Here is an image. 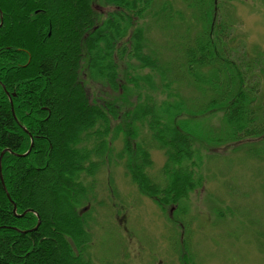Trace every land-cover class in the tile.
<instances>
[{
  "label": "trees",
  "instance_id": "obj_1",
  "mask_svg": "<svg viewBox=\"0 0 264 264\" xmlns=\"http://www.w3.org/2000/svg\"><path fill=\"white\" fill-rule=\"evenodd\" d=\"M218 1L103 0L101 13L96 0H0V264H92L85 182L119 136L116 157L161 206L202 182L203 141L264 160V51L232 50ZM151 25L182 28L172 58L147 50ZM95 82L110 95L90 94ZM207 113L221 126L205 137L187 118Z\"/></svg>",
  "mask_w": 264,
  "mask_h": 264
},
{
  "label": "rangeland",
  "instance_id": "obj_2",
  "mask_svg": "<svg viewBox=\"0 0 264 264\" xmlns=\"http://www.w3.org/2000/svg\"><path fill=\"white\" fill-rule=\"evenodd\" d=\"M171 1L183 7L180 0ZM218 3L232 27L228 44L232 50L246 49V57L256 49L264 51V0ZM94 6L101 13L111 10L103 0H96ZM182 34L180 26L162 31L151 25L147 50L172 58ZM120 64L123 69L127 62ZM260 78L264 87V77ZM88 87L97 96L111 93L101 82ZM187 121L198 123L207 137L209 130L221 126V115L199 114ZM206 144L203 141L205 148L199 152L202 182L182 202L161 206L139 191L125 171L124 160L116 157L121 136L113 141L110 162L106 158L94 178L86 180L93 191L80 206L86 210L90 233L84 255L92 264H264V160L231 145ZM149 152L152 167L147 172L160 180L164 153L153 144Z\"/></svg>",
  "mask_w": 264,
  "mask_h": 264
},
{
  "label": "water",
  "instance_id": "obj_3",
  "mask_svg": "<svg viewBox=\"0 0 264 264\" xmlns=\"http://www.w3.org/2000/svg\"><path fill=\"white\" fill-rule=\"evenodd\" d=\"M14 210H15V207H14ZM23 214H24V213H22L21 215H23ZM38 223H39V222H38ZM38 223H37V224H38Z\"/></svg>",
  "mask_w": 264,
  "mask_h": 264
}]
</instances>
